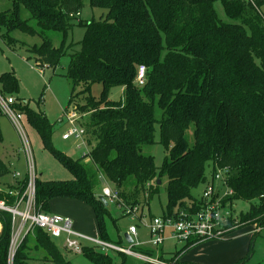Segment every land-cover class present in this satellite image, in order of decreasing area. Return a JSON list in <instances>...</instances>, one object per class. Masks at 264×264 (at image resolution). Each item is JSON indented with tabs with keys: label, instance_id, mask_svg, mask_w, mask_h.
<instances>
[{
	"label": "trees",
	"instance_id": "obj_1",
	"mask_svg": "<svg viewBox=\"0 0 264 264\" xmlns=\"http://www.w3.org/2000/svg\"><path fill=\"white\" fill-rule=\"evenodd\" d=\"M10 1L15 11L10 19L1 18L4 25L41 37V45L29 47L28 52L38 65L54 70L63 50L53 48L44 34L52 30L66 35L73 27L75 15L80 13L82 0ZM215 1L221 3L234 23H224L217 17L213 9ZM89 4L92 9L105 11V16L79 21L78 25L86 31L80 51L71 55L65 77L72 82L68 104H73L74 111L81 116L83 141L93 147L86 154L88 163L55 153L73 179L68 183H43L36 178L35 208L47 213L48 201L54 197L79 200L94 211L98 239L121 246L120 233L112 239L106 230L105 219L109 215L96 193L100 178L118 191L126 205L133 207L139 206L141 200L148 203L165 177L167 203L162 216H175L182 211L193 213L203 205L200 196L194 198L191 191L207 183L205 169L210 166L211 178L217 171L225 176L223 187L231 195L224 203L230 202L231 207L235 201L249 204L247 212L237 217L232 214L233 232L245 226L263 228L261 0H89ZM21 5L28 10L39 31L28 21L19 20ZM139 66L145 67L141 86L137 84ZM95 85L101 86L99 96L92 94ZM116 87L122 88L123 93L120 100L113 101L109 93ZM18 89L14 74L0 76L3 95L11 96ZM156 106L161 111L159 119L155 115ZM13 107L28 115L48 145L45 118L17 102ZM155 124L159 125L158 144L164 151L160 167L141 150L143 145L155 144ZM190 126L193 127L191 147L185 139ZM13 172L0 159V200L7 204L13 203V197L6 191L22 192L26 183L25 175L18 180L13 178ZM12 178L14 182L10 185ZM0 225V264H9L11 217L8 213L0 212ZM29 236L55 264H70L59 254L50 235L41 229H34L24 237L13 264L27 260L22 250ZM192 246L186 243L184 249ZM81 254L95 264L111 263L105 252L94 246H85ZM118 254L124 264L126 256ZM176 258L174 255L168 261L161 260L170 262ZM243 262L244 259L236 264ZM176 264L180 263L176 260Z\"/></svg>",
	"mask_w": 264,
	"mask_h": 264
},
{
	"label": "rangeland",
	"instance_id": "obj_2",
	"mask_svg": "<svg viewBox=\"0 0 264 264\" xmlns=\"http://www.w3.org/2000/svg\"><path fill=\"white\" fill-rule=\"evenodd\" d=\"M213 9L222 22L234 23L227 17L219 1L213 3ZM14 11V5L10 0H0V76L8 72L14 74L18 80L19 89L17 93L11 96L21 106L27 107L32 112L45 118L46 128H44V134L47 135L48 145L41 138L38 129L31 124L28 115L24 111L20 121L23 135L33 157L36 178L43 183H68L73 179L72 174L57 158L55 153H61L73 160L82 159L83 162H87L89 158L86 154L90 152L93 144L88 145L83 140L75 138H70L67 141L62 139V136L72 128L67 121V114L73 113V104H68L72 82L65 77V74L71 55L81 49V42L86 31L84 27L78 25L79 21L98 20L105 16V11L92 9L89 0H82L80 13L78 16L75 15V19L71 22L73 27L66 35L52 30L46 31L44 36L51 42V46L55 49H62L63 54L54 70L48 68L45 71H42L41 66L35 62L28 52L29 47L41 45V37L35 34H28L17 27H6L4 25L5 22L1 20L2 17L5 20L10 19ZM260 13L264 18V0H261ZM18 17L20 21H28L32 27L39 31L37 24L30 19V13L22 5L18 8ZM161 58H164V52H162ZM100 91V85L93 86L92 94L94 96H99ZM122 93V88H113L109 93V99L118 101L121 99ZM160 114L161 111L156 106L155 115L157 119L160 118ZM80 118L81 116L78 115L77 119L79 120L74 122L75 127L80 126ZM153 129V141L155 144L143 145L141 150L144 155L152 156L155 166L160 167L164 159V151L162 146L158 144L159 125L155 124ZM47 130L49 133H47ZM0 133V159L8 165V162L13 163L16 172L20 174L18 180H21L26 174L24 144L20 133L14 127L10 118L1 112ZM185 139L189 147H191L193 145L192 126L185 131ZM216 174H219L220 180H214V184L224 192L225 187L222 186V181L225 176L218 171ZM205 176L207 182L210 183L213 179L211 178L212 169L210 166L206 167ZM161 181L157 194L148 203H146V200L140 201V209L136 215L140 219L135 221H131L130 217L123 214L116 203L108 202L105 209L109 218L105 219V224L106 230L112 239L117 238V233H120V235L128 234V228L132 225L136 229V238L130 236L133 242H138L140 248L152 250L155 257L158 256L156 253H159L160 250L163 258L167 261L175 255L178 256L177 261L180 264H236L242 259H244L243 264H264V227L256 230L255 226H245L223 239L207 241L188 249H184V242L172 241L168 238L160 249H153L149 245L150 233L146 226L150 224L153 218H161L162 210L166 207L165 187L167 180L163 177ZM13 182L14 180H9L10 185ZM103 185L112 188L110 184L100 178V185L96 190L97 195L100 194ZM205 187V184L199 185L191 191V195L194 198H198ZM233 203L232 214L234 217L248 211V203L243 201H235ZM47 213L69 220L73 228L81 234L89 237H98L95 214L92 207L88 204L75 199L54 197L48 201ZM110 220L115 222V225ZM169 236L170 230L166 229L164 237L167 238ZM51 241L62 258L70 262V264H95L83 254H75L65 248L63 236L51 238ZM128 245V243H124V246ZM23 246L22 256L25 260L27 259L26 261H21H25L23 264H55L45 251L36 244L32 236L25 240ZM16 251L9 256V264H13ZM105 254L111 260L110 264H122V258L118 253L107 250ZM124 264L145 263L136 260V258L126 256Z\"/></svg>",
	"mask_w": 264,
	"mask_h": 264
},
{
	"label": "built area",
	"instance_id": "obj_3",
	"mask_svg": "<svg viewBox=\"0 0 264 264\" xmlns=\"http://www.w3.org/2000/svg\"><path fill=\"white\" fill-rule=\"evenodd\" d=\"M42 71L48 69V66H41ZM145 77V67L139 66L137 69V84L143 85ZM16 100L10 95H3L0 92V112L10 118L14 127L21 135L24 152H25V165H26V183L24 190L20 192L17 189H10L6 191L7 195L13 197V203L7 204L4 200H0V212L8 213L11 217V239L9 246V256L13 254L24 237L31 233L34 229H41L50 235L51 238H64V246L75 254H81L85 246H94L99 248L100 251L105 252L112 250L116 253L130 256L142 261L145 264H176L174 259L170 262L161 260L157 257L136 253L133 248L139 246V243L129 244L128 246H117L105 243L98 238L89 237L74 230L72 223L60 216L50 215L48 213L39 211L35 208V181L36 170L31 154V150L23 135L20 121L21 113L13 106ZM70 115L67 114V121L71 124L72 128L69 129L63 136L64 141L70 138L83 140L84 129L79 126L75 127L74 122L78 114L72 111ZM78 122V121H77ZM221 173V172H220ZM222 174V173H221ZM13 178L19 179L20 174L16 171L13 172ZM214 180H220L219 174H215L210 183H206V187L202 192L200 198L203 205L199 210L189 212H179L175 216H161V218H153L148 226H146L150 233V242L154 248L161 246L166 239L164 232L166 229L170 230L169 238L175 241L192 243L197 245L203 242L218 240L227 237L233 233L235 226L230 224L232 220V207L230 202H223L231 192L225 189L224 192L214 184ZM224 185V179L222 181ZM99 197H103L106 202L116 203L117 207L135 221L139 206H128L119 197L117 190L103 185ZM128 234L136 237V229L134 226H129Z\"/></svg>",
	"mask_w": 264,
	"mask_h": 264
},
{
	"label": "crops",
	"instance_id": "obj_4",
	"mask_svg": "<svg viewBox=\"0 0 264 264\" xmlns=\"http://www.w3.org/2000/svg\"><path fill=\"white\" fill-rule=\"evenodd\" d=\"M88 162H89V161H87V162H85V163H88ZM8 163H9V166H12L11 169H12L13 171H16L15 168H14L13 163H10V162H8ZM12 179H13V178H12ZM13 180H14V179H13ZM0 230H1V225H0ZM74 230H75V229H74ZM97 232H98V231H97ZM123 235H124V234H123ZM123 235L121 234L122 241H125L124 238H123ZM128 235H129V234H128ZM129 236H132V235H129ZM132 237H133V236H132ZM93 238H95V237H93ZM96 238H98V237H96ZM135 238H136V237H135ZM168 238H169V237H167L166 239H168ZM166 239H165V240H166ZM170 239H171V238H170ZM165 240H164V241H165ZM171 240H172V241H175L174 239H171ZM125 242H126V241H125ZM125 242H122V243H121V246H124V243H125ZM132 242H133V240H132ZM136 243H138V242H136ZM163 243H164V242H163ZM87 246H88V245H87ZM89 246H91V245H89ZM150 246H151V245H150ZM161 246H163V244H162ZM161 246H159V247H157V248H154V247H152V246H151V247H152L153 249H157V250H158V249H160ZM95 248H96V247H95ZM134 248H135V249H138V250L135 251ZM134 248H133V251H135L136 253L145 254L144 252H146L147 255H151V256H153L152 250H149V249H143V248H140V246H136V247H134ZM156 254H158V256H156L157 258L162 257L161 259H164L160 250H159V253H156ZM153 257H155V256H153ZM172 257H173V256H172ZM172 257H171V258H172ZM171 258H169V260H170ZM176 259H177V258H176ZM136 260H138V259H136Z\"/></svg>",
	"mask_w": 264,
	"mask_h": 264
},
{
	"label": "water",
	"instance_id": "obj_5",
	"mask_svg": "<svg viewBox=\"0 0 264 264\" xmlns=\"http://www.w3.org/2000/svg\"><path fill=\"white\" fill-rule=\"evenodd\" d=\"M157 184H160V181L159 180H157ZM105 207L107 206V202H106V200L103 198V197H99V199H98ZM123 238H124V240L126 241V243H128V244H132V239H131V237L128 235V234H124L123 235Z\"/></svg>",
	"mask_w": 264,
	"mask_h": 264
}]
</instances>
